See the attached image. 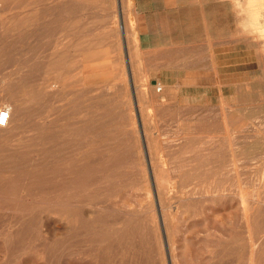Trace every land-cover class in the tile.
<instances>
[{
  "label": "rangeland",
  "instance_id": "obj_1",
  "mask_svg": "<svg viewBox=\"0 0 264 264\" xmlns=\"http://www.w3.org/2000/svg\"><path fill=\"white\" fill-rule=\"evenodd\" d=\"M235 7L0 2V264H264V57Z\"/></svg>",
  "mask_w": 264,
  "mask_h": 264
},
{
  "label": "bare ground",
  "instance_id": "obj_2",
  "mask_svg": "<svg viewBox=\"0 0 264 264\" xmlns=\"http://www.w3.org/2000/svg\"><path fill=\"white\" fill-rule=\"evenodd\" d=\"M4 1L5 0H0L1 3H4ZM118 1H121V0H118ZM234 2L236 3V7L235 8H237L238 12L243 15L242 16L244 18L243 28H245V30L249 33V35H245V36H248L249 38H251L258 46V52H257V50H256V52H257V56H258V58L260 60L261 56L264 57V45H262L261 43L257 42L255 39H253L252 38V34L259 33V34L264 35V0H243L242 3L240 2V0H234ZM119 3H121V2H119ZM121 7L122 6H120V8ZM123 9H124V7H123ZM123 12H125V10ZM118 13H120V12H118ZM2 27H0V81H3L4 65H5V60H4L5 59L4 58L5 53H4L3 43H2L3 36H4V30H3ZM13 29H16V23H14ZM128 36L129 35H124L123 36L124 37V41H125V45H126V40H127ZM135 42H136V45H137V40ZM126 49H127V45H126ZM80 57H82V56H80ZM5 107L8 109V119H7V123L4 126H6L8 124V122L10 121V118H11L10 107H8V106H5ZM4 126H0V129L3 128ZM163 137H165V136H163Z\"/></svg>",
  "mask_w": 264,
  "mask_h": 264
},
{
  "label": "built area",
  "instance_id": "obj_3",
  "mask_svg": "<svg viewBox=\"0 0 264 264\" xmlns=\"http://www.w3.org/2000/svg\"><path fill=\"white\" fill-rule=\"evenodd\" d=\"M8 119V109L6 107H2L0 109V126H4L7 123Z\"/></svg>",
  "mask_w": 264,
  "mask_h": 264
},
{
  "label": "clouds",
  "instance_id": "obj_4",
  "mask_svg": "<svg viewBox=\"0 0 264 264\" xmlns=\"http://www.w3.org/2000/svg\"><path fill=\"white\" fill-rule=\"evenodd\" d=\"M252 38L255 39L257 42L261 43L262 45H264V35L256 33V34H252Z\"/></svg>",
  "mask_w": 264,
  "mask_h": 264
},
{
  "label": "crops",
  "instance_id": "obj_5",
  "mask_svg": "<svg viewBox=\"0 0 264 264\" xmlns=\"http://www.w3.org/2000/svg\"><path fill=\"white\" fill-rule=\"evenodd\" d=\"M256 55H257V52H256ZM258 57V56H257Z\"/></svg>",
  "mask_w": 264,
  "mask_h": 264
}]
</instances>
